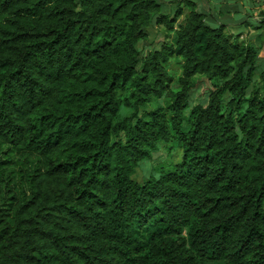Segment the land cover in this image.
<instances>
[{"label":"trees","instance_id":"1","mask_svg":"<svg viewBox=\"0 0 264 264\" xmlns=\"http://www.w3.org/2000/svg\"><path fill=\"white\" fill-rule=\"evenodd\" d=\"M161 1L0 0V264H264V58Z\"/></svg>","mask_w":264,"mask_h":264},{"label":"rangeland","instance_id":"2","mask_svg":"<svg viewBox=\"0 0 264 264\" xmlns=\"http://www.w3.org/2000/svg\"><path fill=\"white\" fill-rule=\"evenodd\" d=\"M195 3L193 8L198 12H203L206 15L205 23L210 27L224 26L225 32L232 34L237 38V41H243L247 44L257 46L259 48L257 61V71L254 77V83L257 81V75L262 70L264 58V0H236L227 3L223 0H190ZM179 0H162L163 13L173 15L176 9L181 8L184 16L178 19L181 22L185 15L189 12L190 7L184 6ZM148 37L138 43L137 49L144 55L150 50L157 49L163 42H171L174 35L165 31L164 27H157L154 23L146 28ZM169 71L174 77L180 74L178 63L172 61L169 65ZM196 87L191 92L190 104H205L206 95L214 88L213 83L205 79H198ZM230 96L225 95V100ZM163 99L159 101L163 104ZM155 106H149V110ZM180 151L171 143H159L157 151L152 154L149 161H145L136 169L133 179L137 182H142L149 177H157L160 173L155 170L156 167H163L164 170H169L170 165L178 162ZM264 207V203H263Z\"/></svg>","mask_w":264,"mask_h":264}]
</instances>
